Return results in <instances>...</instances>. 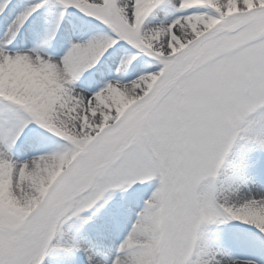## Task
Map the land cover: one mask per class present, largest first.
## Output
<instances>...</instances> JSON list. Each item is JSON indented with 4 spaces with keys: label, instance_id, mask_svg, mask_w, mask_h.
<instances>
[{
    "label": "snow or ice",
    "instance_id": "obj_1",
    "mask_svg": "<svg viewBox=\"0 0 264 264\" xmlns=\"http://www.w3.org/2000/svg\"><path fill=\"white\" fill-rule=\"evenodd\" d=\"M153 179L118 244L81 235ZM46 257L264 264V0H0V264Z\"/></svg>",
    "mask_w": 264,
    "mask_h": 264
},
{
    "label": "rangeland",
    "instance_id": "obj_2",
    "mask_svg": "<svg viewBox=\"0 0 264 264\" xmlns=\"http://www.w3.org/2000/svg\"><path fill=\"white\" fill-rule=\"evenodd\" d=\"M173 15H175V13H173ZM170 18L171 17H169V19ZM163 19L164 17L162 15H158L153 22L159 23ZM73 22L82 26V32L77 35L85 39L89 34H94L99 30V26H97L96 22L87 20V18ZM68 38V35H65L63 31L60 36L58 34L57 43L60 50L67 47ZM107 68L106 65L101 64L98 68L93 69L94 71L91 70L90 73H84L82 79L83 82L77 83L88 87L90 81H96V79H87L89 74L94 75L95 71L99 72V74L102 73L97 80L108 78L113 75V73ZM105 70H107L108 73L104 72ZM124 78H135L134 71L126 72ZM15 155L18 156L19 159H26L28 154L24 151H19L15 153ZM157 184L158 181L153 179L144 185H135L126 192L121 193L117 191L109 204L101 209L99 213H97V215L85 225L81 235L93 239L101 235H108L110 238L112 237V240H109V244L114 247L127 234L128 229L131 227V223L135 220L136 212L143 206V200L147 199ZM220 228L223 232L224 246L232 253L233 251H237L236 248H242L238 243H246L244 244V247L246 248L251 243L249 239L244 237L245 235L236 232L228 225H221ZM50 262L55 264L51 257H46L43 264H50Z\"/></svg>",
    "mask_w": 264,
    "mask_h": 264
},
{
    "label": "bare ground",
    "instance_id": "obj_3",
    "mask_svg": "<svg viewBox=\"0 0 264 264\" xmlns=\"http://www.w3.org/2000/svg\"><path fill=\"white\" fill-rule=\"evenodd\" d=\"M104 72H106V71H104ZM101 74H102V73H101ZM101 74H99V72H96V73L94 74V76L89 77V79H90V80H92V79H96V80H97V78H99V75H101ZM252 187H255V186H252ZM109 240H112V237H111V238L109 237L108 241L106 240L105 243H109ZM119 242H120V241H119ZM119 242H118V243H119ZM47 264H49V263H47ZM50 264H54V263H51V262H50Z\"/></svg>",
    "mask_w": 264,
    "mask_h": 264
}]
</instances>
